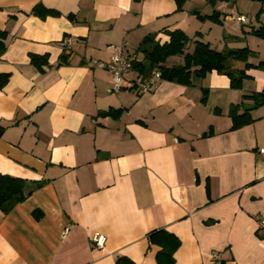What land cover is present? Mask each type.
<instances>
[{
  "label": "crops",
  "instance_id": "0c3cea01",
  "mask_svg": "<svg viewBox=\"0 0 264 264\" xmlns=\"http://www.w3.org/2000/svg\"><path fill=\"white\" fill-rule=\"evenodd\" d=\"M246 3L186 0L179 10L175 0H0V73L8 74L0 173L26 180L30 192L0 210V264H116L119 255L157 264L147 235L159 228L180 240L174 264H264V105L238 128L229 115L231 105L252 104L245 96L264 88V70L246 69L240 88L213 70L141 91L147 77L133 67L113 91L111 72L91 61L108 62L117 45L141 62L145 36L164 43L178 29L190 39L186 52L195 40L247 47L256 65L264 42L251 31L264 27V1ZM36 4L56 14L40 17ZM214 12L218 22L198 16ZM109 110L119 112L101 114ZM96 233L102 247L91 242Z\"/></svg>",
  "mask_w": 264,
  "mask_h": 264
},
{
  "label": "trees",
  "instance_id": "16d2710c",
  "mask_svg": "<svg viewBox=\"0 0 264 264\" xmlns=\"http://www.w3.org/2000/svg\"><path fill=\"white\" fill-rule=\"evenodd\" d=\"M139 1V0H136ZM186 0H175L177 8L182 9ZM264 1V0H260ZM32 12L40 17H45L48 14H56L55 11L46 9L41 4H36ZM197 13V12H196ZM198 16L201 19L209 18L213 21H219V14L214 12L209 16ZM255 36L264 38V27L252 30ZM169 40L160 43L154 39L153 34L145 36L139 44L138 51L143 54L141 62H135L133 67L136 68L144 77H148L154 68L161 72V79L175 81L183 84H190L195 78L203 77L208 72L215 70L218 73L225 74L230 79V85L233 88H240L242 81L248 75L246 69L250 67L260 68L264 70V60L253 65L247 63L248 57L251 55V50L247 47L242 48H225L223 50H215L209 44L195 40L191 51H185L186 45L190 39L181 30L175 29L168 32ZM5 38V33L0 31V52L4 49L2 39ZM183 60L180 64L166 66L164 63L170 56L182 55ZM232 60L245 62L243 68L237 69L232 67ZM38 58L32 56V62L36 63ZM45 61V59H44ZM8 80V74L0 73V88L3 87ZM251 99L252 104L245 108L243 112H239V105H231L229 115L232 119V128H238L245 124L251 123L254 118L251 115V110L258 106L264 105V88L260 91H254L245 96ZM119 112V110L105 111L102 115ZM2 128L0 127V134ZM27 181L0 173V210L7 214L14 206L23 201L30 193L26 191ZM36 187L40 183L35 184ZM38 216V215H36ZM148 242L159 246L156 253L157 264H174V253L180 246L179 238L163 229H154L147 235ZM116 264H136L133 260L124 255L116 257Z\"/></svg>",
  "mask_w": 264,
  "mask_h": 264
},
{
  "label": "built area",
  "instance_id": "2783aa9c",
  "mask_svg": "<svg viewBox=\"0 0 264 264\" xmlns=\"http://www.w3.org/2000/svg\"><path fill=\"white\" fill-rule=\"evenodd\" d=\"M240 22L247 21L246 17L243 15H237L235 17ZM72 40L66 39L65 44L67 47L71 46ZM111 54L109 56L108 62L92 59V63L99 68H107L112 74V90L118 91L123 83H124V76L128 73L132 68L135 59L127 55L123 46L117 45H110ZM161 80V72L159 69L154 68L151 73L148 75L147 79L143 81L139 86L141 91H150L152 90L157 83ZM261 153H264V149H260ZM69 230V226H65L63 229L62 234L65 235ZM258 231L264 234V218L260 219L258 222ZM106 241V237L103 234H94L91 237V242L96 247H102ZM214 259H219L220 254L214 253Z\"/></svg>",
  "mask_w": 264,
  "mask_h": 264
},
{
  "label": "rangeland",
  "instance_id": "374dc122",
  "mask_svg": "<svg viewBox=\"0 0 264 264\" xmlns=\"http://www.w3.org/2000/svg\"><path fill=\"white\" fill-rule=\"evenodd\" d=\"M250 1H251V0H246V2H247L246 5L249 4ZM260 13H261V12H260ZM243 16L246 17L247 21H250V17H249V16H247V15H243ZM252 20H253L254 22H256L255 15L252 17ZM247 23H249V22H247ZM254 38H256L255 41H257V42H264V38H261V37H258V36H255ZM261 50L264 51V49H261Z\"/></svg>",
  "mask_w": 264,
  "mask_h": 264
}]
</instances>
